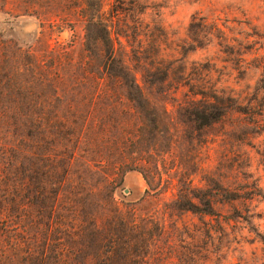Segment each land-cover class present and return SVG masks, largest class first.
Wrapping results in <instances>:
<instances>
[{
  "label": "rangeland",
  "instance_id": "374dc122",
  "mask_svg": "<svg viewBox=\"0 0 264 264\" xmlns=\"http://www.w3.org/2000/svg\"><path fill=\"white\" fill-rule=\"evenodd\" d=\"M93 8L0 0V264H82L116 216L149 231L142 264H264V0H101L97 29ZM184 61L240 95L221 121L192 120Z\"/></svg>",
  "mask_w": 264,
  "mask_h": 264
},
{
  "label": "trees",
  "instance_id": "16d2710c",
  "mask_svg": "<svg viewBox=\"0 0 264 264\" xmlns=\"http://www.w3.org/2000/svg\"><path fill=\"white\" fill-rule=\"evenodd\" d=\"M85 5L87 9H91L94 11L93 7H98V12H90L87 19L88 23L92 25H97L100 27L102 16L100 14L101 9V0H85ZM215 30L219 31L218 28ZM102 34L101 37H96L95 35L91 36V40L93 44H97L102 47L105 51V57L107 61L112 65L114 63H119L123 65V58L121 56H117V52L113 46L112 40L110 38V34L108 33L106 28H100L99 31ZM118 45L121 46L119 37H117ZM126 40V36H121ZM127 41V40H126ZM124 53H122L123 55ZM187 62H183V73H182V82H184V86L189 89L190 95L193 97L189 102L191 104V109L193 112L192 120L194 122H199L202 126H209L213 123L219 122L224 118V108H225V100L231 102L236 99H241L240 95L235 97L236 93H225V89L217 87L212 83L209 71L199 70L197 73V79L194 83L190 79V74L187 73L186 67ZM107 71V67L105 68ZM109 76L115 79H123L124 75H117L112 71ZM127 91L129 90V99L135 102L136 104L141 103L143 100V94L136 83V81L132 80V85H125ZM237 95V94H236ZM192 114V113H191ZM191 194V193H190ZM191 197L194 195L191 194ZM189 198V195H188ZM186 202L184 205L180 207L182 212L190 213L193 215H205L212 216L213 215V207L209 204V202H205L202 207L194 205L189 200H187V196H185ZM148 230H144L138 226H136L133 222H127L124 219L116 216V218L106 227L102 228V233L99 236L97 242V249L94 253L88 254L85 257H82V264H137L138 260L142 264L144 258H140L135 255L137 251L136 247L139 243L145 242L148 235ZM134 254V255H133ZM27 256H31L28 254ZM58 264H79L76 263L75 255H71V257L65 260V257L62 255H58ZM45 260V256L41 255L40 260L37 264H43Z\"/></svg>",
  "mask_w": 264,
  "mask_h": 264
}]
</instances>
